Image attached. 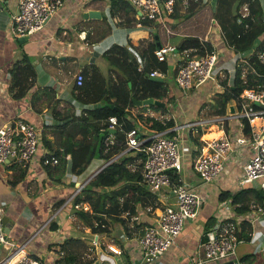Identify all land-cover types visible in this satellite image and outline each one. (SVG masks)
<instances>
[{
  "label": "crops",
  "instance_id": "crops-1",
  "mask_svg": "<svg viewBox=\"0 0 264 264\" xmlns=\"http://www.w3.org/2000/svg\"><path fill=\"white\" fill-rule=\"evenodd\" d=\"M122 1H117L113 9L109 6L110 0H64L40 30L19 41L9 32L18 0H0V126L8 120L21 119L35 125L38 134L37 150L29 162H0V207L8 223L7 232L4 231L6 240L0 246V264H14L23 254L38 257L44 264H58L63 256L61 251L73 256V264H189L190 255L209 226L252 209L238 213L229 199L218 200L221 190L235 191L241 186L260 189L256 180L240 181L242 165L251 148L245 140L247 132L243 131L237 115L235 98L226 102L224 114L216 113L219 108L216 94L224 90V81L232 88L235 65L244 56L225 44L218 23L213 22L207 40L215 54L211 77L192 89L182 90L174 82L176 57L171 55V61L162 71V82L169 88L171 99L163 109L132 110L160 120H172V134L181 140L182 166L178 175L203 195L197 213L184 222L169 248L154 261H142L136 239L146 226L156 221L163 205L172 202V197H167L165 188L142 193L141 180L134 178L141 174L143 154L126 148V130L121 124L105 134L103 129L98 131L95 127L107 123L106 118H84L85 108L107 102L104 99L109 95V85L118 83L126 74L137 78L131 68H121L125 66L123 60L142 65L145 61L140 53L153 40L155 27L138 24L134 8ZM206 3L214 5L215 0ZM89 4H103V8H85ZM176 8L183 14L187 6L179 1ZM88 10L98 11L99 16H84ZM179 38L167 41L175 44ZM189 53L200 56L205 50L190 48ZM15 60H19L20 68L25 67L19 73V84L26 87L20 97L13 96L15 90L10 89ZM218 69L227 72L222 79ZM78 71L88 84L84 93L76 89L74 76ZM83 96L99 101H83L80 99ZM122 113L133 122L130 114ZM133 126L146 132L136 123ZM102 134H105L104 148L100 156L91 158L75 176L71 153L65 148L74 140H84L88 147L98 140L88 151L94 147L98 150ZM219 136L229 139L231 149L226 152L225 166L219 176L204 182L193 170L192 163L201 145ZM110 138L112 143L106 145ZM239 138L243 141H238ZM194 140L199 141V150ZM73 150L75 154L78 148L75 146ZM55 152L58 163H41L44 156ZM109 162H124L130 175L123 176L115 185L93 187L102 193L107 215L91 213L87 203H75V196ZM22 170L23 176L11 184ZM248 197L249 205L254 206L251 203L257 200L251 195ZM87 216L90 218L86 219ZM243 221L250 225L248 239L235 245L232 257L240 261L241 256L252 253L251 264H264V221L251 222L241 217L240 225ZM51 224L55 225L54 229ZM108 244L120 247L121 253L113 254L107 249ZM261 252L262 259L256 261V255Z\"/></svg>",
  "mask_w": 264,
  "mask_h": 264
},
{
  "label": "built area",
  "instance_id": "built-area-1",
  "mask_svg": "<svg viewBox=\"0 0 264 264\" xmlns=\"http://www.w3.org/2000/svg\"><path fill=\"white\" fill-rule=\"evenodd\" d=\"M130 4L138 18V24L144 19L160 22L167 32V17L173 12L175 6L181 1L189 5V0H125ZM206 3L207 0H193ZM64 0H18L16 13L11 15L9 32L15 37L28 36L40 30L45 23L63 4ZM249 9L247 3L242 5L240 16H247ZM170 24V23H169ZM208 40V37H207ZM189 49L178 51L173 42H166L153 50L158 61L167 60L169 56L176 57L174 63V82L182 90H189L206 82L215 66L214 50L206 51L203 55H190ZM257 60L264 66V46L254 50ZM139 69V67H138ZM218 69L217 74L221 75ZM148 75H163L157 68L151 69ZM83 74L78 71L74 76L77 86L82 85ZM237 115L241 122L248 124L246 141L251 153L242 165L241 183L256 180L264 203V84L252 88H244L236 98ZM107 127L119 126L116 115L106 117ZM242 122V127H243ZM137 127L125 131L124 144L126 148L143 154L141 182L152 192L165 188L167 197L172 202H166L153 224L144 228L143 233L136 239L137 247L143 262L157 259L173 243L175 237L183 228L184 222L194 217L201 203L203 195L188 185L178 172L182 166L181 140L177 135L169 134L173 131L167 127L161 131L141 132ZM173 133V132H172ZM111 136L110 134L108 135ZM38 134L35 125L21 119L8 120L0 126V162L26 163L35 155L37 150ZM238 141H243L239 138ZM106 145L112 143L107 140ZM230 141L226 136L212 138L201 145L199 154L192 163L193 170L204 182L214 180L223 171L226 152L231 149ZM57 157L44 156L41 163H57ZM176 174L175 180L171 178ZM224 207V203H221ZM3 209L0 207V246L6 237L3 230ZM247 219L254 222L257 219L264 221L263 206L254 205L247 213L234 218L215 221L202 234L197 247L189 257V264H217L226 260H233V264H241L234 260L235 245L243 242L244 238L238 236L240 220ZM107 249L113 254H120L121 248L108 244ZM63 254V251L60 252ZM14 264H44L40 258L23 254ZM105 264V263H104Z\"/></svg>",
  "mask_w": 264,
  "mask_h": 264
},
{
  "label": "trees",
  "instance_id": "trees-1",
  "mask_svg": "<svg viewBox=\"0 0 264 264\" xmlns=\"http://www.w3.org/2000/svg\"><path fill=\"white\" fill-rule=\"evenodd\" d=\"M94 1V0H93ZM101 1V0H99ZM124 2L122 0H110L109 6H112L114 9L116 2ZM247 3L249 14L247 16H240V6L243 3ZM202 3V2H201ZM198 3L197 1L189 0V5L187 6L183 14H179L177 11V6L174 8V12L167 17V22L169 19L178 18L177 22L172 24L168 22V27L171 32H167L160 22H154L152 20L144 19L141 20V25H153L154 36L153 40L145 47V49L140 53V56L143 59V64L138 66L137 63L133 61L123 60L125 66H121L122 69H132L135 72V76L132 78L130 74H126L123 79L114 83L113 86H108V96L104 99L107 102L92 108H85V117L88 119H105L108 115L114 114L117 117L121 128L125 131L133 127V124H138L146 132H155L161 131L167 127L173 125L172 120H160L153 116L143 115L139 112H134L132 110H139L143 108H152V109H163L165 104L171 97L168 96L169 88L163 82H157L150 80L147 76L151 69L157 68L161 71H165L169 61L172 57H168L167 60L158 61L153 53V50L169 41H175L176 38L180 37L175 42V48L178 51L183 49H201L206 51H211L212 46L207 41V37L213 22H217L219 29L222 35V39L225 44L230 47L235 53L242 54L247 61L248 70L243 71L242 67L239 64L235 65L234 74L232 78V88L226 81L223 82L224 90L217 95V102L219 108L217 114H224L226 102L230 99L236 100L239 93L244 88H252L257 85L264 84V66L257 60L254 50H258L264 46V0H215V4L210 3ZM88 7H97L99 9L103 8V4L95 6L92 4L86 5ZM174 38V39H173ZM19 60H15L12 65V81L10 84V89L13 91V96L20 97L24 90L25 86H21L20 83V72L22 69L25 70V67L21 68L18 66ZM139 67V69H138ZM242 72L243 76H242ZM135 79V80H134ZM128 81L131 82V85H128ZM87 82H83L82 85L77 86V90L80 93H84L87 89ZM135 86V87H134ZM110 97L114 99L110 101ZM146 97H153L156 100L164 102L163 106H158L155 104L151 105H134L132 98L142 99ZM83 101L88 99L92 100L94 103L99 101L93 97H81ZM127 105V107H125ZM126 111L132 116L133 122L128 120L125 115L122 113ZM243 122V131L248 132V124L245 119ZM96 130L107 131V123L98 124ZM117 128V127H116ZM173 131H169V134H172ZM116 135L118 130H116ZM105 134L101 135L99 148L98 150L91 151L94 144L98 140L93 141V145L88 147L87 143L84 140L77 142L70 141L69 148H65L72 157V172L75 176L79 175L84 166L90 161L91 158L95 156H100V152L104 148L102 139ZM120 136V135H119ZM196 141V140H194ZM197 149L200 148L199 141H196ZM77 147L78 150L75 154L73 148ZM85 146V147H84ZM85 148V151L83 149ZM90 149V151H88ZM200 151V150H199ZM197 151V153L199 152ZM196 153V154H197ZM193 154V152H192ZM54 155V154H51ZM57 153L55 152L56 156ZM50 155H47L49 157ZM76 156L79 157V160H76ZM106 157V156H105ZM43 159V158H42ZM58 161V160H57ZM58 163V162H57ZM44 165H48L45 163ZM23 170L11 181L15 183L17 180L23 176ZM130 172L125 167L124 162L116 163L109 162L104 166L100 171H98L85 185H83L79 193L75 196V203L84 202L87 203L91 213H104L107 215L105 210L106 201L102 200V193H98L93 189V187L104 186V185H115L123 176H129ZM172 180L176 178V174L171 175ZM136 180H141V174L136 175ZM142 193H148L149 190L141 182ZM249 195L253 196L256 202L251 203V205L257 204L258 206H263L262 195L258 189L248 186H241L235 191L230 190H221L218 194V200L229 199L230 204L233 206L234 210L238 213L246 212L251 209L252 206L249 205ZM133 197V196H131ZM129 198V197H128ZM115 198L110 201H114ZM131 199V198H129ZM133 200V199H131ZM110 219H113L110 217ZM51 229L55 228V225H50ZM250 225L248 222L243 221L239 227V232L237 233L239 237L248 239ZM253 254H245L240 257L241 264H251L253 259ZM65 258V259H64ZM62 260L58 264H73V256H68L65 251H63ZM63 261V262H62Z\"/></svg>",
  "mask_w": 264,
  "mask_h": 264
},
{
  "label": "water",
  "instance_id": "water-1",
  "mask_svg": "<svg viewBox=\"0 0 264 264\" xmlns=\"http://www.w3.org/2000/svg\"><path fill=\"white\" fill-rule=\"evenodd\" d=\"M84 16H89V17H93V16H99V12L98 11H94V10H88L86 12L83 13ZM19 41H24L25 40V37L24 36H19L17 38ZM150 80H153V81H157V82H162L163 81V76L161 75H148L147 76ZM133 100V103L135 105H151V104H155V105H158V106H163L164 103L162 101H159V100H156L154 99L153 97H146V98H142V99H136V98H132ZM107 131H114V129H110L108 128ZM80 187V186H79ZM2 223H3V230L5 232H7V229L5 228V226H8V223H7V217L3 215L2 217ZM217 264H233V260L230 259V260H226V261H222V262H219Z\"/></svg>",
  "mask_w": 264,
  "mask_h": 264
},
{
  "label": "rangeland",
  "instance_id": "rangeland-1",
  "mask_svg": "<svg viewBox=\"0 0 264 264\" xmlns=\"http://www.w3.org/2000/svg\"><path fill=\"white\" fill-rule=\"evenodd\" d=\"M173 19H174V18H173ZM173 19H171L169 23H171ZM175 19H176V18H175ZM173 39H174V38H173ZM237 62H238V64L242 67V69H243L244 72L248 70V67H249V66H248L247 61H246L245 59H241L240 61L238 60ZM224 72H225V70L222 71L221 76H219L220 79H222V78L224 77V74L227 73V72H225V73H224ZM235 102H236V101H235ZM84 216H85V214H84ZM85 218L87 219V218H90V217L87 216V217H85ZM261 256H262V252H261V253H258V254L256 255V259H255V260L257 261V260L262 259Z\"/></svg>",
  "mask_w": 264,
  "mask_h": 264
},
{
  "label": "bare ground",
  "instance_id": "bare-ground-1",
  "mask_svg": "<svg viewBox=\"0 0 264 264\" xmlns=\"http://www.w3.org/2000/svg\"><path fill=\"white\" fill-rule=\"evenodd\" d=\"M213 134H214V133H213ZM213 134H212V135H213ZM213 136H214V135H213ZM208 138H210V137H208Z\"/></svg>",
  "mask_w": 264,
  "mask_h": 264
}]
</instances>
